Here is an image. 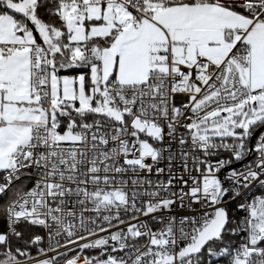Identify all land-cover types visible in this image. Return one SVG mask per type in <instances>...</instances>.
Instances as JSON below:
<instances>
[{"label":"snow or ice","instance_id":"1","mask_svg":"<svg viewBox=\"0 0 264 264\" xmlns=\"http://www.w3.org/2000/svg\"><path fill=\"white\" fill-rule=\"evenodd\" d=\"M261 129L264 0H0V264H264Z\"/></svg>","mask_w":264,"mask_h":264},{"label":"built area","instance_id":"2","mask_svg":"<svg viewBox=\"0 0 264 264\" xmlns=\"http://www.w3.org/2000/svg\"><path fill=\"white\" fill-rule=\"evenodd\" d=\"M185 101H186V97H184L182 95L176 97V103L177 104H180V103L185 102ZM260 131H264V129H261ZM254 143H255V140H254ZM173 150L174 151L176 150V146H174ZM218 158L227 159L228 158V154L225 153V152H221ZM256 159H257L256 154L252 153L251 157L248 160H244L239 166H233V167L229 166V168H227V169H222L221 172L218 175L220 176L221 180L224 182L225 186L226 187H230V182L226 179V177L229 175L230 169L231 168H236V169H239V170H243L248 165H250L253 162H255ZM236 162H238V161H234L233 164L236 163ZM158 166L165 167V164L163 162H161L160 165H158ZM174 174L180 175V174H183V173L177 171ZM124 178L125 179H129V176H125ZM132 178H134V177H132ZM150 178L153 181H156L158 179L159 180H165L167 177H166V175H161V176L152 175ZM185 178H187V177H185ZM23 179H26V178L25 177H21V180H23ZM0 180H1L0 182L3 181V174H0ZM16 183H18V181ZM24 186L26 188H30L32 186V181L28 180L26 183H24ZM177 187H179V185H177ZM172 190L176 191L177 188H173ZM261 191L262 190L260 188V185L257 184L255 187H253L251 189L250 192L247 193V196L245 197V199L247 197H251V196H254V195H260ZM161 195H166V194L165 193H161ZM243 202H244V200H242L240 198H232L231 195L225 197L223 206L226 207V209L228 210L230 218L232 219L233 222H235L237 220H240V219H242L244 217V215H245L244 211L241 210L238 207V205L240 203H243ZM186 203H187V201H186ZM194 207L197 208L198 212L202 211L199 206H194ZM186 214H189V209L188 208H181L177 204V206H174L170 212L165 211V212H162V213H158L156 215L157 216H163L164 220L166 221L169 216H173L174 215V216H178L179 217L181 215H186ZM141 219L146 220L148 225H149V227L153 228L154 230L163 227V225L159 222L158 219H153L151 217H147V218L142 217ZM7 230H8V225H7ZM46 233H47V230L46 229H42V232L41 233H37V234L45 235V237H46ZM240 239H241L240 236H232V238L229 240V242L235 244V243H238L240 241ZM141 243H145V241H141ZM43 244H44V247L47 246V244H48L47 238L45 239ZM88 250H86L85 254H88V255H95L96 254V251L93 252V253H90ZM61 251H64V250L61 249ZM73 254L74 253H72V252H68L67 256L70 257ZM51 255H53V253H49V256H51ZM64 259H65V257H59L58 260H57V264H63Z\"/></svg>","mask_w":264,"mask_h":264},{"label":"trees","instance_id":"3","mask_svg":"<svg viewBox=\"0 0 264 264\" xmlns=\"http://www.w3.org/2000/svg\"><path fill=\"white\" fill-rule=\"evenodd\" d=\"M46 2H48V0H46ZM40 15L45 19L48 20L49 22H53L55 20V17H52L49 15V12L42 8L40 10ZM65 73H70V74H74L71 72H65ZM22 181H24V183H26L28 180L27 179H23ZM17 186H20V181H18V183H16ZM12 194L9 193L8 196H5L4 198L0 199V231H6L7 230V222H6V216L5 213L3 211V209L6 207L7 203H8V199ZM17 229L19 231H21L24 235L25 239H28L29 237H31L33 234H37V233H41L42 232V228L36 227V226H31L25 223H21L20 225L17 226ZM232 238V236L227 237L226 239L229 241ZM20 246V245H17ZM41 246L44 247V244H42ZM90 253L95 252L96 250L94 249H89L88 250ZM31 252L33 255H36V247L33 246L31 248Z\"/></svg>","mask_w":264,"mask_h":264},{"label":"water","instance_id":"4","mask_svg":"<svg viewBox=\"0 0 264 264\" xmlns=\"http://www.w3.org/2000/svg\"><path fill=\"white\" fill-rule=\"evenodd\" d=\"M258 134V133H257ZM254 140H255V138H253V141H252V143H254ZM251 157V154L250 155H248L244 160H248L249 158ZM244 160H242V161H238V162H236V163H234V164H232V165H230V166H239Z\"/></svg>","mask_w":264,"mask_h":264},{"label":"crops","instance_id":"5","mask_svg":"<svg viewBox=\"0 0 264 264\" xmlns=\"http://www.w3.org/2000/svg\"><path fill=\"white\" fill-rule=\"evenodd\" d=\"M64 74H70V73H64ZM75 74V73H74ZM1 181V180H0Z\"/></svg>","mask_w":264,"mask_h":264}]
</instances>
